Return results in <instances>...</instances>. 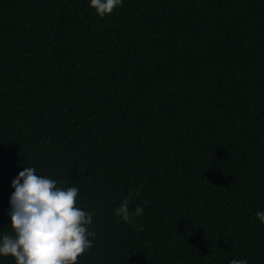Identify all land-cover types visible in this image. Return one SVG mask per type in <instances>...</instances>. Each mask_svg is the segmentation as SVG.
I'll return each mask as SVG.
<instances>
[{"label": "trees", "instance_id": "obj_1", "mask_svg": "<svg viewBox=\"0 0 264 264\" xmlns=\"http://www.w3.org/2000/svg\"><path fill=\"white\" fill-rule=\"evenodd\" d=\"M25 167L94 213L77 264H264V0H0V237Z\"/></svg>", "mask_w": 264, "mask_h": 264}, {"label": "clouds", "instance_id": "obj_2", "mask_svg": "<svg viewBox=\"0 0 264 264\" xmlns=\"http://www.w3.org/2000/svg\"><path fill=\"white\" fill-rule=\"evenodd\" d=\"M123 0H90L98 16L111 14ZM14 189L9 199L11 233L0 237V256H11L15 264H77L92 246L95 233L90 231L94 213L82 210L77 203V186L61 187L55 179L37 175L25 167L12 180ZM124 200L115 214L124 222H134L143 207L134 210ZM264 223V212H257ZM230 264H247L233 259Z\"/></svg>", "mask_w": 264, "mask_h": 264}]
</instances>
